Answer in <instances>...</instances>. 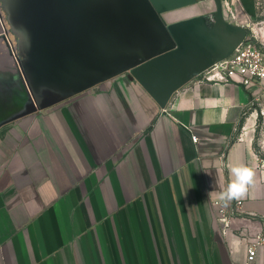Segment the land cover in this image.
<instances>
[{"label":"crops","instance_id":"1","mask_svg":"<svg viewBox=\"0 0 264 264\" xmlns=\"http://www.w3.org/2000/svg\"><path fill=\"white\" fill-rule=\"evenodd\" d=\"M149 2L173 41L202 42L198 62L231 40L216 0ZM220 2L232 26L247 31L257 17L256 0ZM14 40L0 24V264H244V229L255 225L245 217L264 221L248 90L194 78L163 109L128 72L103 73L8 121L20 111L11 107L21 72ZM241 163L255 177L238 213L219 193ZM218 208L232 212L228 227Z\"/></svg>","mask_w":264,"mask_h":264},{"label":"water","instance_id":"2","mask_svg":"<svg viewBox=\"0 0 264 264\" xmlns=\"http://www.w3.org/2000/svg\"><path fill=\"white\" fill-rule=\"evenodd\" d=\"M42 1L49 11L47 22H43L47 32L58 27L62 40L47 60L45 53L36 50L38 60L26 59L32 54L30 50L21 49L20 59L16 54L21 72L13 81L18 79L20 87L12 88L11 107L20 111L8 121L79 93L103 73L128 72L129 78L139 81L164 109L177 90L232 55L247 37L245 29L224 21L221 2L216 0L218 22L231 40H218L226 49L198 62L192 57L197 48L203 49L202 42L173 41L149 0ZM8 8L9 0H5L6 14Z\"/></svg>","mask_w":264,"mask_h":264},{"label":"built area","instance_id":"3","mask_svg":"<svg viewBox=\"0 0 264 264\" xmlns=\"http://www.w3.org/2000/svg\"><path fill=\"white\" fill-rule=\"evenodd\" d=\"M196 78L215 83H235L250 92L249 108L251 114L256 115V150L261 156L257 167L264 169V48L258 46L253 37L247 36L232 55L215 63ZM192 139L198 144L197 136H192ZM242 204L241 200H236L238 213H241ZM214 205L218 206L219 202ZM217 214L218 220L228 227L232 212L230 215L224 208H218ZM245 218L255 225L254 228L244 229V237L248 242L244 264H256L260 257L264 260V221L260 218Z\"/></svg>","mask_w":264,"mask_h":264},{"label":"rangeland","instance_id":"4","mask_svg":"<svg viewBox=\"0 0 264 264\" xmlns=\"http://www.w3.org/2000/svg\"><path fill=\"white\" fill-rule=\"evenodd\" d=\"M9 5L10 8L7 9L8 14L6 15L4 13L5 9L0 7V24L3 30L15 36L13 42L18 58L20 59V51L23 49L24 52L27 50L32 51V54L25 56L26 59L34 58V60H38V55L34 51L36 50L39 54L45 53V60H47L49 52L54 51L57 42L62 40V32L58 27H55L57 28L55 29L53 26H49L53 29L47 32L48 27L43 24V22H47L46 16L48 17L49 12L45 8L46 4L42 0H12V2L9 0ZM255 6L257 17H255L254 22L245 21V24L249 23L250 26H243L248 31V37H253L257 45L264 48V0H256ZM242 20L237 17L232 22L244 24L241 22ZM5 26L8 29H4Z\"/></svg>","mask_w":264,"mask_h":264},{"label":"clouds","instance_id":"5","mask_svg":"<svg viewBox=\"0 0 264 264\" xmlns=\"http://www.w3.org/2000/svg\"><path fill=\"white\" fill-rule=\"evenodd\" d=\"M233 179L227 188L219 193V199L227 206L234 200H241L248 195L249 187L254 184L255 172L245 164H237L230 169Z\"/></svg>","mask_w":264,"mask_h":264}]
</instances>
